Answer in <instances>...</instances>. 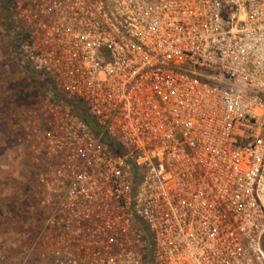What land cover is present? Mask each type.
<instances>
[{
    "label": "built area",
    "instance_id": "built-area-1",
    "mask_svg": "<svg viewBox=\"0 0 264 264\" xmlns=\"http://www.w3.org/2000/svg\"><path fill=\"white\" fill-rule=\"evenodd\" d=\"M14 6L50 87L15 133L55 264H264V0Z\"/></svg>",
    "mask_w": 264,
    "mask_h": 264
},
{
    "label": "rangeland",
    "instance_id": "rangeland-1",
    "mask_svg": "<svg viewBox=\"0 0 264 264\" xmlns=\"http://www.w3.org/2000/svg\"><path fill=\"white\" fill-rule=\"evenodd\" d=\"M7 2L9 10L4 9ZM14 0H0V264H55L42 231L28 174V152L15 133L19 111L40 107L50 87L25 61L24 28L17 21ZM264 204V173L259 185ZM149 243L140 250L147 263Z\"/></svg>",
    "mask_w": 264,
    "mask_h": 264
},
{
    "label": "trees",
    "instance_id": "trees-1",
    "mask_svg": "<svg viewBox=\"0 0 264 264\" xmlns=\"http://www.w3.org/2000/svg\"><path fill=\"white\" fill-rule=\"evenodd\" d=\"M4 9L6 11L9 10V5L7 2L4 3ZM45 81V80H44ZM45 83H47V81H45ZM27 110V109H26ZM84 120L91 126V128L95 131L96 134L98 135H102V130L100 129V127L95 123V121L93 119L90 118V116L86 113L82 114ZM102 140L103 142L110 147V149H112L113 151H115L117 154H123V149L121 148V146L114 141L112 138L108 137L107 135H102ZM263 248H264V242H263Z\"/></svg>",
    "mask_w": 264,
    "mask_h": 264
}]
</instances>
